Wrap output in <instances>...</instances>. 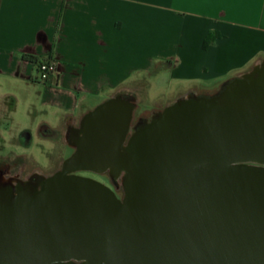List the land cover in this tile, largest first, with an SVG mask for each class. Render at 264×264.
Returning a JSON list of instances; mask_svg holds the SVG:
<instances>
[{
    "label": "water",
    "instance_id": "95a60500",
    "mask_svg": "<svg viewBox=\"0 0 264 264\" xmlns=\"http://www.w3.org/2000/svg\"><path fill=\"white\" fill-rule=\"evenodd\" d=\"M135 105L87 113L94 132L41 188L0 184V264H264V175L240 164H264V60L129 136ZM98 164L124 173L123 197L66 173Z\"/></svg>",
    "mask_w": 264,
    "mask_h": 264
},
{
    "label": "crops",
    "instance_id": "0c3cea01",
    "mask_svg": "<svg viewBox=\"0 0 264 264\" xmlns=\"http://www.w3.org/2000/svg\"><path fill=\"white\" fill-rule=\"evenodd\" d=\"M29 56L57 61V72L42 80ZM263 60L264 0H0V87L30 91L28 118L65 137L99 101L149 88L148 77L188 84L182 97ZM20 104L16 90L0 91L4 119Z\"/></svg>",
    "mask_w": 264,
    "mask_h": 264
},
{
    "label": "rangeland",
    "instance_id": "374dc122",
    "mask_svg": "<svg viewBox=\"0 0 264 264\" xmlns=\"http://www.w3.org/2000/svg\"><path fill=\"white\" fill-rule=\"evenodd\" d=\"M151 82L149 88L139 90V95H134L135 110L130 128V135L141 121H150L156 113L166 106L173 104L177 97L188 84L169 82L167 73H161L157 78L148 77ZM216 83L207 86L205 91L195 94H213L220 89ZM0 91L16 90L21 99L18 112L12 119H4L0 113V184L11 182L25 184L34 173L49 177L59 170L65 160L72 156L74 150L69 145V140L63 131H39L38 124L41 115L28 118L25 113V101L30 97V91L20 90L4 82ZM4 88V89H3ZM191 94V93H190ZM188 95V94H187ZM186 96V95H185ZM94 105L98 107L105 101ZM3 110V109H0ZM80 121V120H79ZM254 165H263L258 162L248 161ZM5 168L8 170L5 171ZM3 169V171H2ZM124 174V173H123ZM123 174L116 180L108 175H92L96 180L111 187L119 197L124 196Z\"/></svg>",
    "mask_w": 264,
    "mask_h": 264
},
{
    "label": "flooded vegetation",
    "instance_id": "af4514ba",
    "mask_svg": "<svg viewBox=\"0 0 264 264\" xmlns=\"http://www.w3.org/2000/svg\"><path fill=\"white\" fill-rule=\"evenodd\" d=\"M201 94H203V93H201ZM125 96L133 98L130 95H125ZM119 114L120 113H118V115ZM97 119H98V117H94L93 119L89 118L88 120H86V115H85L83 117V119H82V121H81V123H80L78 128H70L69 129L67 138L69 140V145H70V147L73 148L74 152L77 150L78 140L80 138H82L84 135L94 132V130L92 129V125H93V122L95 120H97ZM137 126H136V128H137ZM136 128H135V130H136ZM135 130H134V132H135ZM41 131H49V132H51V130L49 128H43ZM65 160H66V158H65ZM63 166H64V162H63L61 168L59 170L55 171V173L59 172V171H62L63 170ZM7 170H8V168L7 169L5 168V171H7ZM2 171H3V169H2ZM66 173L67 174L84 176V177H90V178H93L92 175H108L113 180H116L120 176V175H117V173L114 170H112L111 168L104 169L103 164L96 165L95 170H92V169L91 170L73 169V170H70V171H68ZM43 178H44V176H42L40 174H37V173H34L26 181V185L30 184V185H33V186H35L37 188H41L42 187V182L41 181H42ZM93 179H95V178H93ZM18 184H20V183H18Z\"/></svg>",
    "mask_w": 264,
    "mask_h": 264
},
{
    "label": "built area",
    "instance_id": "2783aa9c",
    "mask_svg": "<svg viewBox=\"0 0 264 264\" xmlns=\"http://www.w3.org/2000/svg\"><path fill=\"white\" fill-rule=\"evenodd\" d=\"M57 61L53 59H42L38 63V70L42 80L46 81L52 74L57 72Z\"/></svg>",
    "mask_w": 264,
    "mask_h": 264
},
{
    "label": "trees",
    "instance_id": "16d2710c",
    "mask_svg": "<svg viewBox=\"0 0 264 264\" xmlns=\"http://www.w3.org/2000/svg\"><path fill=\"white\" fill-rule=\"evenodd\" d=\"M29 58H31V60L35 63H39L40 57H31L29 56ZM240 164L244 165V167H242V170L248 172L249 174L252 175H264V166L263 165H254L252 163L249 162H241Z\"/></svg>",
    "mask_w": 264,
    "mask_h": 264
}]
</instances>
